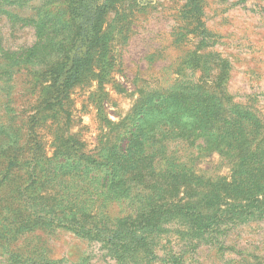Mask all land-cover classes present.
Masks as SVG:
<instances>
[{
	"label": "rangeland",
	"instance_id": "rangeland-1",
	"mask_svg": "<svg viewBox=\"0 0 264 264\" xmlns=\"http://www.w3.org/2000/svg\"><path fill=\"white\" fill-rule=\"evenodd\" d=\"M114 1L65 88L69 0H0V264H264V0Z\"/></svg>",
	"mask_w": 264,
	"mask_h": 264
},
{
	"label": "trees",
	"instance_id": "trees-1",
	"mask_svg": "<svg viewBox=\"0 0 264 264\" xmlns=\"http://www.w3.org/2000/svg\"><path fill=\"white\" fill-rule=\"evenodd\" d=\"M115 3L114 0H69L68 8L75 20V29L84 37L85 45L77 47L72 54L70 66L66 69L63 79L65 88L71 86L77 78H79L84 68L89 63L91 53L97 44L96 37L102 30V17ZM34 27L36 37L39 39L46 37L44 46H47L52 53H55L53 52L55 46L52 45L53 42H51L52 37L49 39L51 35H45L46 31L52 32L53 29L51 27L45 28L44 23L35 24ZM82 47H85L83 51L81 50ZM32 50L36 49H30L29 51L31 52ZM33 201L36 204L34 206L29 202L28 216H34L39 221L42 220L47 223L56 221L58 224H69L72 225L73 228H77V233L82 236L98 239L109 244L124 243L126 240L133 243H140L142 240V235L136 234L132 229H106L96 221L91 219L89 221L88 218L90 217L87 218L86 216H82L79 212L68 214V216L63 217L66 214L60 209H55L51 205L46 206L37 199H33ZM196 220L198 221V219ZM201 225H204L203 221L199 220V227H201Z\"/></svg>",
	"mask_w": 264,
	"mask_h": 264
}]
</instances>
